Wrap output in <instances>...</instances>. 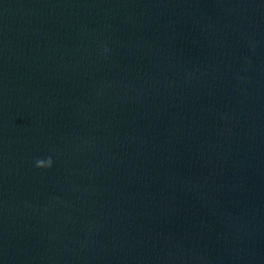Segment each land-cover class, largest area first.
Here are the masks:
<instances>
[{"label": "water", "instance_id": "95a60500", "mask_svg": "<svg viewBox=\"0 0 264 264\" xmlns=\"http://www.w3.org/2000/svg\"><path fill=\"white\" fill-rule=\"evenodd\" d=\"M0 264H264V0H0Z\"/></svg>", "mask_w": 264, "mask_h": 264}]
</instances>
